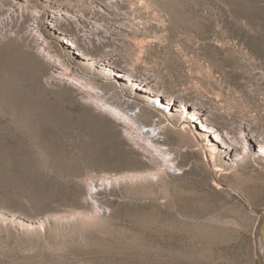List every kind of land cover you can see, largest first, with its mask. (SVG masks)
Returning <instances> with one entry per match:
<instances>
[{"label":"rangeland","instance_id":"1","mask_svg":"<svg viewBox=\"0 0 264 264\" xmlns=\"http://www.w3.org/2000/svg\"><path fill=\"white\" fill-rule=\"evenodd\" d=\"M20 8L13 21L0 9V264H264V224L255 238L264 0H16ZM57 15L89 23L79 37L99 44L93 61L63 44L68 36L50 24ZM31 30L75 77L92 78L96 97L144 115L139 128L156 126V148L136 128L129 138L78 88L51 81ZM107 58L112 74L99 70ZM121 69L135 81L115 77ZM145 79L155 95L197 102L233 142L242 144L244 124L263 140L248 153L243 144L242 153L211 152L215 130L196 142L180 128L189 115L137 90ZM191 117L200 129V114Z\"/></svg>","mask_w":264,"mask_h":264},{"label":"bare ground","instance_id":"2","mask_svg":"<svg viewBox=\"0 0 264 264\" xmlns=\"http://www.w3.org/2000/svg\"><path fill=\"white\" fill-rule=\"evenodd\" d=\"M15 3L16 0H6L0 3V9L6 10L8 12L7 18L5 19L6 21H13L14 19L22 15L23 9L20 8L19 10H15ZM50 24L53 30H58L59 28H61L63 34L68 36L63 40V44L68 49L73 50L74 55H76L79 60L81 59V62L86 63L93 61L94 54L92 52H96L97 49H99V44L95 43L90 35L84 36L85 38H83L82 40H80L81 38L79 37L82 32L84 33V35H86V33L89 31L91 33L92 28H90L89 23L85 22V20L83 19L81 20L75 19L74 17L70 16L57 15L51 17ZM29 34L32 39H34L36 43H38V48L42 50V54L44 55V57H46V60L50 64L51 73L49 79L51 81H56L61 84H67L78 88L83 93V97L87 98L93 103H97L101 110L111 114L123 126L122 128H124L125 133L128 135L129 138L134 139L132 135L133 132H130V129L136 128L139 130L137 137H144L146 136V134H148V136L150 135L146 140L148 141L150 147L156 148L154 141H156L157 136L159 135L156 126L149 129H146V126L139 128L138 120L142 114H138L137 112L131 115L126 114L124 113L123 109H120L119 107L110 104L107 101V98L101 99L96 97L97 90L92 87V78L86 77L88 81H86V83H83L79 78L75 77L73 69L70 68L62 59L57 56L51 55L50 53H46V43L41 35L36 34L34 30H31ZM92 64L93 68H95L96 63ZM99 68V70L105 72L106 74H112V70L116 68V64L115 61L112 62L111 59L107 58L99 63ZM95 70L96 69H92V73ZM115 77H120V79L125 81V83L135 81L130 72L124 71L122 69L119 72L117 71V73H115ZM135 87H137V90L141 91L142 96L146 97L149 101L157 100L161 103V99L159 97H164L166 102L169 103V105L171 106L173 113L183 112V115H189V117L183 118L180 124V128L184 132H187L188 129H190V134L196 142H201L206 133L215 130V132H213L214 139L212 140L211 138V140H208V146L211 149V152L213 153L218 151V146L220 144H222L223 147H226L227 155L231 154L232 152L233 154L242 153L243 149L246 153H248V149L252 145V141L258 142L261 140V136L258 135V132L255 131L253 126H247L246 124L240 126V137L243 144L242 151H240L239 147H241L242 144L233 142L231 140L229 131H224L222 128L216 127L213 123H211L207 119L208 115L206 114V111L202 107L197 106V102L190 105L187 104L184 99H179L175 96H164V94H162L164 93L163 91L159 93V95H155V92H153L152 89L153 85L147 82V80L143 84H140ZM176 102L179 103L176 104ZM153 108H155V110L157 111H160L159 109H157L156 106H153ZM195 113H199L201 120H203V126L200 129H196L189 125V122H191V120L193 119V117L191 116H193ZM260 149L261 153H264V145H261ZM163 156L165 159V163L169 164V159L166 158L165 154ZM93 189L94 188H91L89 191L90 198L93 197V195L95 194Z\"/></svg>","mask_w":264,"mask_h":264},{"label":"water","instance_id":"3","mask_svg":"<svg viewBox=\"0 0 264 264\" xmlns=\"http://www.w3.org/2000/svg\"><path fill=\"white\" fill-rule=\"evenodd\" d=\"M263 224H264V216L259 222V225H258V228H257V232H256V235H255L257 243H258V240H259V237H260L261 228H262ZM258 255L261 257L260 253H258Z\"/></svg>","mask_w":264,"mask_h":264}]
</instances>
